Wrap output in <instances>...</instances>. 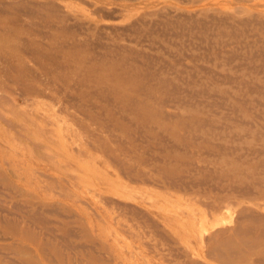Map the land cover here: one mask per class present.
Instances as JSON below:
<instances>
[{
	"label": "rangeland",
	"instance_id": "374dc122",
	"mask_svg": "<svg viewBox=\"0 0 264 264\" xmlns=\"http://www.w3.org/2000/svg\"><path fill=\"white\" fill-rule=\"evenodd\" d=\"M44 2L0 0V29ZM61 3L36 78L0 34V264H264V0Z\"/></svg>",
	"mask_w": 264,
	"mask_h": 264
},
{
	"label": "bare ground",
	"instance_id": "6f19581e",
	"mask_svg": "<svg viewBox=\"0 0 264 264\" xmlns=\"http://www.w3.org/2000/svg\"><path fill=\"white\" fill-rule=\"evenodd\" d=\"M45 2H44V4L43 5H41L42 7H43V9H44V11H43V16L45 17V19H44V21H38V22H31V23H25V24H27L25 27V29H24V31L23 32H25V36H20V35H17L14 31H13V29L10 27V26H8V27H6V28H3V29H0V34H7V35H9V36H14V37H16V39H17V43H16V41H12V42H8L7 43V47H12V50L11 51H9V53H8V55L6 56V58H7V60L9 61V63H10V69H9V71H8V73H7V75H13V76H16L18 79H21V78H26V79H34V78H36L37 77V75L39 74L38 73V71H37V67L39 66V67H48V66H50V64L52 63V61H54L56 58H57V56H58V54H56V53H50L48 50H49V48L51 47L50 46V44H46V42L45 41H41V38L40 39H38L37 40V38H36V36L38 35V36H41V33L43 32V28H44V32H46V34H48V33H51V34H54L57 38V40L59 41L61 38H62V35H63V33H64V31H65V26H64V24H63V20H64V13L62 12V0H44ZM9 2V1H8ZM10 2H13V1H10ZM28 2V1H27ZM86 2V1H85ZM188 2V1H187ZM2 3V2H1ZM0 3V4H1ZM50 3H52V4H50ZM38 4V3H37ZM237 4V3H236ZM238 5V4H237ZM253 5V4H252ZM256 5V4H255ZM62 6V7H61ZM257 6H258V4H257ZM236 7V6H235ZM260 7H262L261 5H260ZM19 8V7H18ZM16 9V10H19V9ZM28 8V7H27ZM114 9H116V8H114ZM27 10V9H26ZM112 10V9H111ZM168 10V9H167ZM95 11V10H94ZM17 12V11H16ZM29 12H31V11H29ZM15 13V12H14ZM179 15V14H178ZM185 16V15H184ZM252 17H253V14H252ZM24 18V17H23ZM69 18V17H68ZM211 19V18H210ZM17 19H13V21H12V24H13V26H18V24L20 25V26H23V24H22V21L19 23L18 21H16ZM21 20H23V19H21ZM28 21V20H27ZM31 21V20H30ZM153 23V22H152ZM226 23V22H225ZM77 24H75V25H73V26H76ZM153 25V24H152ZM69 26V25H68ZM68 26H67V28H68ZM72 26V27H73ZM99 26H101V25H99ZM194 26V25H193ZM42 27V28H41ZM70 27H71V25H70ZM89 27V26H88ZM76 28V27H75ZM99 28V27H98ZM157 28V27H156ZM46 29V30H45ZM179 30H180V28H179ZM187 30V29H186ZM79 31V30H78ZM22 32V33H23ZM97 32V31H96ZM100 34V33H99ZM184 34V33H183ZM172 35H174L173 34V32H172ZM237 36V35H236ZM24 37H27L26 39L24 38ZM61 37V38H60ZM43 39V38H42ZM24 40H26V42H27V44L25 45V43H24ZM126 40V39H125ZM21 41V44H18V42H20ZM203 41V40H202ZM249 42V41H248ZM67 43V42H66ZM98 45H101V44H98ZM97 45V46H98ZM159 45V44H158ZM234 45V44H233ZM55 46V45H54ZM163 49V48H162ZM215 50V49H214ZM218 50V49H217ZM254 52V51H253ZM147 54V53H146ZM152 56V55H151ZM189 56V55H188ZM253 56V55H252ZM146 58V57H145ZM189 58V57H188ZM227 58H230V57H227ZM226 58V59H227ZM211 59V58H210ZM4 60V59H3ZM136 60V59H135ZM6 61V60H5ZM193 61V60H192ZM183 63V62H182ZM35 65V66H34ZM184 65V64H183ZM202 66V65H201ZM201 66H200V68H201ZM217 66V65H216ZM234 66V65H233ZM238 66V65H237ZM159 67V66H158ZM160 68V67H159ZM205 69V68H204ZM203 69V70H204ZM180 71H182V70H180ZM173 72V71H172ZM48 74V73H47ZM191 74H193V73H191ZM219 74V73H218ZM192 76V75H191ZM41 77H42V74H41ZM40 76L38 77L39 79L41 78ZM179 77V76H178ZM230 77V76H229ZM43 78V77H42ZM44 79H46V78H44ZM179 80V79H178ZM10 81V80H9ZM49 81V80H48ZM172 87V86H171ZM250 87V86H249ZM172 88H174V87H172ZM203 89V88H202ZM171 90V89H170ZM32 91H36V90H32ZM252 91V90H251ZM36 92H38V91H36ZM40 92V91H39ZM2 96V95H1ZM3 97V96H2ZM5 97V96H4ZM6 99V98H5ZM7 100V99H6ZM26 100H28V99H26ZM255 100V99H254ZM7 101H9V100H7ZM164 101H168L167 99L166 100H164ZM203 101V100H202ZM256 101V100H255ZM257 102V101H256ZM19 111V110H18ZM56 112H58V111H56ZM59 113V112H58ZM61 113V112H60ZM12 114V113H11ZM22 114V113H21ZM170 114V113H169ZM13 115V114H12ZM16 115V114H15ZM26 115V114H25ZM59 115V114H58ZM1 116V115H0ZM23 116V115H22ZM27 116V115H26ZM25 116V117H26ZM56 116V115H55ZM60 116V115H59ZM164 116H165V114H164ZM163 116V117H164ZM24 117V116H23ZM61 117V116H60ZM125 117V116H124ZM57 118V117H56ZM62 118V117H61ZM165 118V117H164ZM24 120V119H23ZM27 120H28V116H27ZM204 120V119H203ZM29 121V120H28ZM31 121V120H30ZM33 121V120H32ZM53 121V120H52ZM67 121V120H66ZM7 122V121H6ZM20 122V121H19ZM34 122V121H33ZM22 123V122H21ZM33 124V123H32ZM31 124V125H32ZM205 124V123H204ZM251 124V123H250ZM11 125V124H10ZM48 125V124H47ZM13 126V125H12ZM10 127V126H9ZM37 128V127H36ZM69 129V128H68ZM35 130H37V129H35ZM38 130H39V128H38ZM37 130V131H38ZM40 131V130H39ZM42 131V130H41ZM45 131V130H44ZM50 131V130H49ZM45 132H47V130L45 131ZM70 133H71V131H70ZM41 134V133H40ZM63 134V133H62ZM45 135V134H44ZM111 135V134H110ZM160 135V134H159ZM193 136V135H192ZM42 137H43V135H42ZM195 139V138H194ZM120 143V142H119ZM167 147V146H166ZM220 147V146H219ZM72 149H74V147L72 148ZM203 152H205V151H203ZM146 153V152H145ZM52 155V154H51ZM53 157V156H52ZM49 158V157H48ZM158 160H159V158H158ZM116 162V161H115ZM121 169V168H120ZM107 171V170H106ZM154 171V170H153ZM121 172V171H120ZM264 173V172H263ZM11 174V173H10ZM124 174V173H123ZM206 175V174H205ZM71 176H73V175H71ZM179 179V178H178ZM177 179V180H178ZM207 182V181H206ZM186 183V182H185ZM201 183V182H200ZM187 184V183H186ZM202 184V183H201ZM193 186H195V185H193ZM208 186V185H207ZM213 187V186H212ZM235 187V186H234ZM212 189V188H211ZM234 189V188H233ZM9 190V189H8ZM218 190V189H217ZM241 190V189H240ZM249 190V189H248ZM247 190V191H248ZM86 191H87V189H86ZM90 191V190H89ZM235 191V190H234ZM239 191V190H238ZM243 192H245V191H243ZM251 192V191H250ZM96 194V193H95ZM141 197V196H140ZM120 198V197H119ZM154 199V198H153ZM156 199H154V201H155ZM152 201V200H151ZM104 202V201H103ZM116 202V201H115ZM115 202H114V204H115ZM148 202V201H147ZM156 202V201H155ZM105 203V202H104ZM117 203V202H116ZM121 203V202H120ZM13 204V203H12ZM129 204V203H128ZM13 205H15V204H13ZM12 205V206H13ZM119 205V204H118ZM121 205H122V203H121ZM206 205H207V203H206ZM253 205V204H252ZM261 205V204H260ZM259 205V206H260ZM130 206V205H129ZM255 206V205H254ZM17 207V206H16ZM136 208V207H135ZM224 209V210H221V209ZM11 209H13V207L11 208ZM137 209V208H136ZM249 208L248 207H246V206H242V207H240V211L237 213L238 215H240V216H242V217H239V218H243V217H245V218H250L252 215H254L253 213H251L252 212V210H248ZM15 210H17V209H15ZM43 210V209H42ZM45 210V209H44ZM46 210H48V209H46ZM121 210V209H120ZM230 207H229V205L228 204H226V205H222L221 207H219L218 208V210H217V212H216V214L215 215H213L210 219H209V224H216V223H218L220 220H221V217H219V215H220V213H223V214H229V215H231L230 214ZM51 211H52V209H51ZM54 211V210H53ZM21 212V211H20ZM34 212H36V211H34ZM50 212V211H49ZM136 213H139L140 212V210H139V212H137V211H135ZM179 212V211H178ZM182 212V211H181ZM181 212H180V214H181ZM60 213V212H59ZM184 213V212H183ZM207 213V212H206ZM37 214H38V211H37ZM143 214V213H142ZM209 216V215H208ZM255 216H257V215H254V217ZM114 217V216H113ZM112 217V218H113ZM235 217H237V216H235ZM238 218V217H237ZM239 218L237 219V220H239ZM256 218V217H255ZM236 219V218H235ZM199 220H201V221H199V223H198V230L200 231V232H202V231H204L205 229H206V226L203 224L204 223V218H200ZM227 220V219H226ZM2 221V220H1ZM237 222V221H236ZM238 223L239 222H237V226H238ZM236 226V227H237ZM235 227V228H236ZM42 228V227H41ZM240 228V227H239ZM238 228V229H239ZM237 229V228H236ZM53 230V229H52ZM234 231H235V229H233ZM234 231H232V233L234 232ZM44 232V231H43ZM156 232H158V231H156ZM230 231L229 230H225V229H217V230H215V231H213V233L212 234H210L209 236H208V239L210 240L211 238H213V237H218L217 235L218 234H220V233H222L223 235L224 234H227V233H229ZM247 232V231H246ZM245 232V233H246ZM249 232V231H248ZM48 233V232H47ZM50 233V232H49ZM110 233H111V231H110ZM146 233V232H145ZM261 233V232H260ZM112 235V234H111ZM57 236V235H56ZM76 236V235H75ZM203 236H205V234H203ZM202 236V237H203ZM53 237V236H52ZM220 238H221V236H219ZM222 237H224V236H222ZM62 239V238H61ZM204 240H206L205 239V237H204ZM216 241H218L217 239H216ZM246 241V240H245ZM63 242V241H62ZM220 242V241H219ZM248 242V241H247ZM110 248H112V246L109 244V243H107V242H105ZM204 244V243H203ZM80 246V245H79ZM108 247V248H109ZM76 248V247H75ZM91 248V247H90ZM113 249L115 250V248H114V246H113ZM211 249V250H210ZM210 252L213 250H216L217 249V246L213 243L212 245H211V247H210ZM174 250V249H173ZM207 253L209 252L208 250L206 251ZM209 252V253H210ZM227 252H229V251H227ZM231 252V251H230ZM233 252V251H232ZM11 253V252H10ZM126 253V252H125ZM129 253V252H128ZM131 254V253H130ZM129 254V255H130ZM223 254V253H222ZM172 255V254H171ZM175 256V255H174ZM206 256V255H205ZM133 257V256H132ZM255 259V258H254ZM258 260L259 259H261V258H257ZM256 259V260H257ZM262 259H264V258H262ZM14 261V260H13ZM16 262V261H15ZM153 262V261H152ZM199 262V261H198ZM198 262H194L193 264H202V263H198ZM259 262H260V260H259ZM73 263V262H72ZM246 262H241L240 264H245ZM261 263V262H260ZM262 263H264L263 262V260H262ZM233 264H239V263H233Z\"/></svg>",
	"mask_w": 264,
	"mask_h": 264
}]
</instances>
